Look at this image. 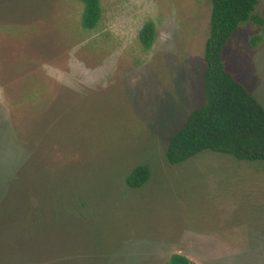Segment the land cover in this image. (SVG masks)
<instances>
[{
  "label": "rangeland",
  "instance_id": "374dc122",
  "mask_svg": "<svg viewBox=\"0 0 264 264\" xmlns=\"http://www.w3.org/2000/svg\"><path fill=\"white\" fill-rule=\"evenodd\" d=\"M100 5L84 30L75 0H0V204L14 189L29 208L71 203L103 264H264V163L165 159L204 102L210 0ZM254 14L264 20V0ZM223 63L264 108V25L241 24ZM140 165L150 177L130 189Z\"/></svg>",
  "mask_w": 264,
  "mask_h": 264
},
{
  "label": "trees",
  "instance_id": "16d2710c",
  "mask_svg": "<svg viewBox=\"0 0 264 264\" xmlns=\"http://www.w3.org/2000/svg\"><path fill=\"white\" fill-rule=\"evenodd\" d=\"M75 1L83 6L81 27L95 29L102 17L100 0ZM210 5L203 50L204 102L170 135L165 159L180 165L210 151L236 161L264 163V108L223 63V50L238 27L247 22L264 25V20L254 14L257 0H210ZM154 38V25L145 23L138 34L142 48L150 49ZM149 177V169L140 165L127 175L125 184L139 189ZM14 190L0 204V264L104 263L93 236L82 231V221L68 214L71 203L29 208ZM166 264L195 263L172 255Z\"/></svg>",
  "mask_w": 264,
  "mask_h": 264
}]
</instances>
